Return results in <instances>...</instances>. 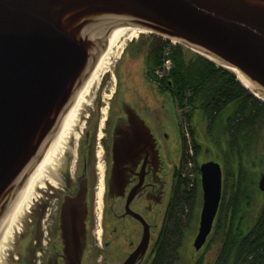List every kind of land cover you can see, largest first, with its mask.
<instances>
[{"label":"water","instance_id":"95a60500","mask_svg":"<svg viewBox=\"0 0 264 264\" xmlns=\"http://www.w3.org/2000/svg\"><path fill=\"white\" fill-rule=\"evenodd\" d=\"M119 27L175 41L236 71L264 103V0H0V222ZM200 174L196 251L206 245L223 198L221 164L206 162ZM258 188L264 193V175ZM69 230L65 263L81 264L82 244Z\"/></svg>","mask_w":264,"mask_h":264},{"label":"flooded vegetation","instance_id":"af4514ba","mask_svg":"<svg viewBox=\"0 0 264 264\" xmlns=\"http://www.w3.org/2000/svg\"><path fill=\"white\" fill-rule=\"evenodd\" d=\"M147 46L163 51L169 48L171 56L179 50L180 58L186 61L185 46L172 40L156 36ZM145 54L147 72L151 73L156 61ZM106 80L97 97L88 103V113L79 117V139L69 142L51 178L37 187L10 245L5 247L4 264H66L68 227L69 237L82 244L81 264L154 262L160 238L170 230L179 193L185 192L184 137L189 121L185 96L177 101L171 83H157L148 75L146 83L117 84L106 101L101 98L108 90ZM195 114L190 116L194 132L198 128ZM193 142L199 147L197 136ZM198 153L191 148L193 156ZM221 166L223 202L231 191H226L227 172L224 164ZM193 188L194 202L185 219L177 262L190 231V216L198 210L199 182ZM222 202L212 233L201 251L195 250L191 264H202L199 253L220 236L216 226L224 218ZM145 242L146 250L139 252ZM216 258L212 264H217Z\"/></svg>","mask_w":264,"mask_h":264},{"label":"trees","instance_id":"16d2710c","mask_svg":"<svg viewBox=\"0 0 264 264\" xmlns=\"http://www.w3.org/2000/svg\"><path fill=\"white\" fill-rule=\"evenodd\" d=\"M163 56L162 48L153 46L150 49L149 57L156 61L154 70L162 65ZM171 59L175 68L159 82L171 83L173 97L177 101H183L185 96L186 105L191 108L189 122L190 116L199 110L208 126L223 125L224 142L219 143L225 151L224 159L229 165L237 164L231 195L222 202L224 218L216 226V235L222 236L216 262L264 264V196L260 197L261 193L255 191L253 182L248 183L245 175L249 173L245 170L246 164L253 162L250 152L256 143V133L264 122V103L254 97L233 72L200 55L185 61L180 58L178 50ZM230 109L231 114L223 120ZM188 129L194 138L193 127ZM192 145L195 153L198 152L196 144L193 142ZM188 150L189 147L187 153ZM187 153L184 155L186 163L190 159ZM184 187L185 192L179 193V203L173 210L170 230L162 234L155 260L150 264H179V247L187 225L185 219L194 202V190H189L188 180ZM257 201L259 205L255 203Z\"/></svg>","mask_w":264,"mask_h":264},{"label":"rangeland","instance_id":"374dc122","mask_svg":"<svg viewBox=\"0 0 264 264\" xmlns=\"http://www.w3.org/2000/svg\"><path fill=\"white\" fill-rule=\"evenodd\" d=\"M156 36L160 38V36L150 34V33L141 34L138 37V39H135L133 41H126L123 47L120 46L119 48L115 49L114 55L110 60V65L108 66L107 73L102 78L99 86L91 90L90 94L88 95L87 104H85L81 113L83 114L88 113L87 111H85V109L88 110L91 107V105H88V103L97 97V94L100 88H103V83L105 82L106 79H107L106 81L108 82V87H107L108 90L106 91V95L101 98H105L106 101H108V99L112 97V93H114L115 90H117L116 89L117 84L118 85L125 84V87H127L129 83H134V82L146 83L148 82L147 80L148 75L153 81H156L158 83L159 80L165 78V76L169 74L170 71H168L167 68L164 67V64H165L164 61L166 59V57L164 56L167 51H164L162 65L159 68H157L158 70H152L151 73L147 72L146 62L143 58H144V55H146L145 53H150L151 48H147L148 47L147 45L151 41V39ZM184 49L186 50L187 61H189L190 59L198 55L192 49H189L187 47H184ZM236 77L239 80L237 75ZM239 82L241 83L240 80ZM187 111H188V114L191 112V108L188 106H187ZM231 112H232L231 109L228 110L224 114L223 120H226L231 114ZM195 115H196L195 123L198 126L195 132V136H197V139H198L199 153L197 156H193L191 154V148L193 146L192 145L193 138L190 135L188 128L189 126H191L192 123H194V121L192 122L188 121L187 122V134L185 135L184 138H185V142H187L186 144L187 147H189L187 155L190 157V159L187 163L185 174H186V180H188V183H189V190H191L196 185V183L199 182L201 194L199 198V205L197 207L198 209L197 213L194 212L193 215L191 214L190 216L191 218L189 222L190 231H189V234L187 235V239L182 248L181 255H180L181 261L179 262V264H191L192 263L191 260H193L196 254L195 248L193 246V242L198 232L200 213H201V208H202V187H201L200 166L206 162H211V161H216L222 165L224 164L226 168V172H227V181H226V184H227L226 191L227 192L231 191V187L234 184L235 175L237 171L236 163H232L231 165H229L228 161L224 159L225 152L221 149V146L219 143L220 141L224 142L223 128H222L223 125L221 126L215 125L214 127H210L208 126V123L206 122V119L202 115L201 111L199 110L196 111ZM172 131L173 133H175L176 128L173 127ZM79 132H80L79 129H77L76 133H79ZM75 136L77 137V140H78L79 135L75 134ZM71 137L72 138L70 139V142L73 143L74 141H76L74 136H71ZM255 141L256 143L250 152V157L252 158L253 162L246 164L247 167L245 170L246 172H249V173L248 174L245 173V175H246V179L248 183L253 182L255 186L254 187L255 191L260 192L258 188L259 181H260L261 174H264V122L262 123V125L260 126V129L256 133ZM213 142L215 144H213ZM252 172H254L255 174ZM259 195L262 198L263 196L262 193ZM255 203L259 205V201ZM255 213H258V212L255 211ZM220 242L221 240L219 236L217 237L216 240L213 239L211 242H209L204 252L199 253V259H202V264H212L214 262L216 258V252L220 245ZM5 253H7L6 250H5ZM149 263L146 262V264H149Z\"/></svg>","mask_w":264,"mask_h":264},{"label":"bare ground","instance_id":"6f19581e","mask_svg":"<svg viewBox=\"0 0 264 264\" xmlns=\"http://www.w3.org/2000/svg\"><path fill=\"white\" fill-rule=\"evenodd\" d=\"M146 31H141L131 27H119L113 31L110 37L108 48L102 53L96 67L92 71L89 79L79 92L72 109L67 114L60 130L58 131L52 145L48 149L45 157L30 176L26 185H24L17 195L14 202L11 204L6 215L0 222V264H4L5 247L13 237L15 229L20 225L23 214L31 204L37 187L43 183V180L49 179L52 173L55 172L57 164L63 159V155L69 147L71 136L77 137L76 126L79 117L85 104H87L88 95L93 88L99 86L102 78L105 76L110 65V60L114 55L115 49L126 43L138 39L141 34H146ZM124 41V42H122ZM238 76L241 83L249 90L253 91L251 84L242 79L241 74L232 71Z\"/></svg>","mask_w":264,"mask_h":264},{"label":"built area","instance_id":"2783aa9c","mask_svg":"<svg viewBox=\"0 0 264 264\" xmlns=\"http://www.w3.org/2000/svg\"><path fill=\"white\" fill-rule=\"evenodd\" d=\"M177 42L174 41V44H176ZM165 51H167L165 53V64H164V67L167 68L168 71H171L172 70V67H173V64H172V59H171V52H170V49H166Z\"/></svg>","mask_w":264,"mask_h":264}]
</instances>
